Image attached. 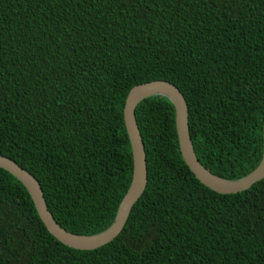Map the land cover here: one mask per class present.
I'll return each instance as SVG.
<instances>
[{
    "label": "trees",
    "instance_id": "obj_1",
    "mask_svg": "<svg viewBox=\"0 0 264 264\" xmlns=\"http://www.w3.org/2000/svg\"><path fill=\"white\" fill-rule=\"evenodd\" d=\"M157 80L182 94L199 163L247 176L263 149L264 0H0V155L38 181L63 230L112 224L132 176L125 99ZM134 115L147 184L120 234L62 245L0 169V264H264V179L217 194L185 165L166 98Z\"/></svg>",
    "mask_w": 264,
    "mask_h": 264
},
{
    "label": "water",
    "instance_id": "obj_2",
    "mask_svg": "<svg viewBox=\"0 0 264 264\" xmlns=\"http://www.w3.org/2000/svg\"><path fill=\"white\" fill-rule=\"evenodd\" d=\"M154 96L166 98L174 107L175 127L181 157L200 184L217 194L233 195L250 189L254 184L264 179V122L262 156L257 167L241 179L225 180L205 169L196 158L188 130V108L179 90L173 84L161 80L137 85L129 90L123 108V122L132 155L131 181L118 206L112 224L105 231L93 236H78L63 230L49 212L38 181L15 162L0 155V169L10 174L25 187L46 230L62 245L79 251H93L112 242L124 228L131 209L142 196L147 184L146 156L134 111L139 103Z\"/></svg>",
    "mask_w": 264,
    "mask_h": 264
}]
</instances>
